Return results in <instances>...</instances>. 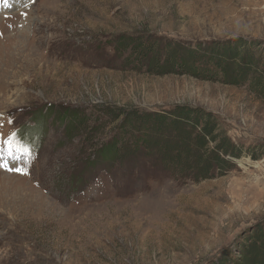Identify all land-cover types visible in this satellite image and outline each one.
<instances>
[{
    "label": "rangeland",
    "instance_id": "374dc122",
    "mask_svg": "<svg viewBox=\"0 0 264 264\" xmlns=\"http://www.w3.org/2000/svg\"><path fill=\"white\" fill-rule=\"evenodd\" d=\"M10 3L0 5V135L15 132L30 149L21 169L31 177L0 174V264H213L264 222V94L157 74L115 45L122 35L182 45L243 38L264 52V0ZM51 104L83 109L87 123L70 132V115L41 117ZM180 105L211 111L260 158L244 152L201 180L157 158H100L118 128L106 106Z\"/></svg>",
    "mask_w": 264,
    "mask_h": 264
},
{
    "label": "trees",
    "instance_id": "16d2710c",
    "mask_svg": "<svg viewBox=\"0 0 264 264\" xmlns=\"http://www.w3.org/2000/svg\"><path fill=\"white\" fill-rule=\"evenodd\" d=\"M115 45L120 54L129 50L125 52L128 60L147 62L157 74H187L231 85L249 83L256 94H264V52L259 51L261 47L256 42L237 38L207 45H182L157 37L122 35L116 38ZM103 110L112 126L118 128L115 137L97 150L102 159L131 154L157 158L162 168L201 180L230 171L236 164L233 159H239L244 152L255 160L260 158L255 147L247 151L233 143L216 116L203 108L180 105L169 111L143 112L106 106ZM59 111L65 115L62 118L70 115V132L87 123L83 109L68 106L55 109L51 104L45 113L40 110V116ZM39 126L41 129L43 122ZM213 264H264V222L244 235L234 251L226 252Z\"/></svg>",
    "mask_w": 264,
    "mask_h": 264
},
{
    "label": "snow or ice",
    "instance_id": "6c2138e0",
    "mask_svg": "<svg viewBox=\"0 0 264 264\" xmlns=\"http://www.w3.org/2000/svg\"><path fill=\"white\" fill-rule=\"evenodd\" d=\"M0 5L11 7L10 0H0ZM12 121L9 120V123ZM24 157L31 158V151L27 148L18 138L17 134L11 133L6 139L0 135V168L5 170H14L21 174L24 173L23 169L16 168L14 165L9 166V161H18Z\"/></svg>",
    "mask_w": 264,
    "mask_h": 264
}]
</instances>
